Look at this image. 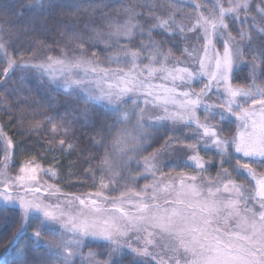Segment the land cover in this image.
<instances>
[{"label": "snow or ice", "instance_id": "snow-or-ice-1", "mask_svg": "<svg viewBox=\"0 0 264 264\" xmlns=\"http://www.w3.org/2000/svg\"><path fill=\"white\" fill-rule=\"evenodd\" d=\"M56 6L31 0L0 23V207L18 220L0 229L10 264H264V0H111L98 15L93 0H72L59 6L81 16L56 32L52 55L46 18L13 25L25 7ZM17 70L73 102L63 115L34 113L26 131L48 136L31 147L8 132L23 127ZM81 121L96 152L67 174L77 194L60 186L56 153L76 150Z\"/></svg>", "mask_w": 264, "mask_h": 264}, {"label": "trees", "instance_id": "trees-1", "mask_svg": "<svg viewBox=\"0 0 264 264\" xmlns=\"http://www.w3.org/2000/svg\"><path fill=\"white\" fill-rule=\"evenodd\" d=\"M48 0H44V3H47ZM53 2L58 5L49 10V12L45 13H37L34 9L25 7L23 16L15 19V24L13 27L19 26L23 27L27 23L31 22L35 24V26L39 29L41 23L43 22L41 16L46 18V28L45 30L40 33V39L45 40L48 45H52L54 47V51L50 54L56 55L59 51L55 45H53V41L57 40L58 37L56 35L57 31H63L64 25H71L74 21L77 20L78 16H81V13H78L75 9L71 7H60L61 4H71L72 0H53ZM94 4L98 5V7L90 9V11L94 12L95 14L100 13H107L111 14L113 12V7L111 6V0H93ZM130 2H135V0H122L124 5H127ZM211 2V0H209ZM0 3L11 5L12 7L5 9L0 8V23H3L5 27H8L7 19L8 16H11L15 10L16 6L19 5H27L31 3V0H0ZM105 4H108V7H104ZM7 12L8 15L5 16L4 13ZM31 39L25 38V49L29 47L27 40ZM27 54V53H26ZM103 59V57H101ZM244 68V66L242 67ZM245 72L247 71L244 68ZM23 77V78H21ZM241 83L243 81H240ZM10 88H15L18 93V99L21 101L18 107L13 109L14 115L16 119L13 121L14 125L20 124L23 122V127H11L8 129L9 135H13L15 140L23 141L29 147H31L33 143V138H47V132H32L28 133L26 130L28 129L29 124L34 119V113H44L47 112L48 115L55 116L57 113L63 115L65 112V108L67 105L73 103L69 101L62 93H58L54 90V86H49L46 81H41L38 76L32 73H21L19 70L14 74L12 81L10 82ZM2 91V88H0ZM13 101L17 100L16 96L12 97ZM51 105V107H49ZM76 107L83 109L84 104L80 103L75 105ZM55 109V111H53ZM95 111V110H94ZM97 122L106 119L104 116V110L100 109L99 112L93 117ZM35 119L39 120L42 119L41 116H35ZM9 117L6 112L0 111V123L7 124ZM81 122L76 123L74 132L76 140L74 143L76 144V150L71 154H64L61 155L59 152L56 153L58 158L60 159L63 167L59 169L62 176L65 178L64 183L60 186L66 192H75L79 194L80 192L84 191V189L78 187H66L68 184H76L77 180L75 177L71 180L67 179V174L69 172H81L82 168L87 167L88 165L85 164V161L88 160L92 155L95 154L96 149L91 145L89 134L92 132L91 126L88 127H81ZM164 129L161 128L159 132H152L154 137L156 136H164ZM17 132H24L25 135H16ZM32 137V138H30ZM150 143V141H149ZM160 143H163L161 140ZM159 144H153V148H158ZM151 150V149H150ZM102 151V150H101ZM203 154V153H202ZM19 152L16 155L17 164L23 159ZM48 160H52V154H48ZM92 164L95 166L98 164L97 160H93ZM75 165V167H73ZM45 167L48 166L47 163L44 164ZM227 167V165H226ZM18 168H13L12 171L15 173ZM167 171V169H165ZM217 169L212 168L211 173L212 175L216 174ZM47 180V177H44ZM52 182V181H49ZM143 180L140 181L142 183ZM239 182L247 183L245 180H241ZM88 190H91L90 188ZM5 225L7 228L5 229ZM18 227V220L14 212L5 210L3 207H0V229H5V234H10L15 228ZM31 232V229H29ZM46 241H53L55 242V238L49 234H45L43 237ZM5 243L0 242V264H10L13 253L9 251L7 255H4ZM85 252L89 249L85 248ZM42 251V249H41Z\"/></svg>", "mask_w": 264, "mask_h": 264}, {"label": "rangeland", "instance_id": "rangeland-1", "mask_svg": "<svg viewBox=\"0 0 264 264\" xmlns=\"http://www.w3.org/2000/svg\"><path fill=\"white\" fill-rule=\"evenodd\" d=\"M241 67H243V65H242ZM173 158H175V157H173ZM166 159H167V158H166ZM143 183H144V181H143L141 184H143ZM252 183L254 184L255 181H252ZM50 242H53V241H50Z\"/></svg>", "mask_w": 264, "mask_h": 264}]
</instances>
